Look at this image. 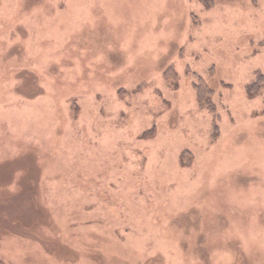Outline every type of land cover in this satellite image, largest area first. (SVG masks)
Listing matches in <instances>:
<instances>
[{
	"label": "rangeland",
	"instance_id": "obj_1",
	"mask_svg": "<svg viewBox=\"0 0 264 264\" xmlns=\"http://www.w3.org/2000/svg\"><path fill=\"white\" fill-rule=\"evenodd\" d=\"M0 264H264V0H0Z\"/></svg>",
	"mask_w": 264,
	"mask_h": 264
},
{
	"label": "trees",
	"instance_id": "obj_2",
	"mask_svg": "<svg viewBox=\"0 0 264 264\" xmlns=\"http://www.w3.org/2000/svg\"><path fill=\"white\" fill-rule=\"evenodd\" d=\"M197 93L201 104H209L207 97L211 93V89L206 84L198 83Z\"/></svg>",
	"mask_w": 264,
	"mask_h": 264
}]
</instances>
